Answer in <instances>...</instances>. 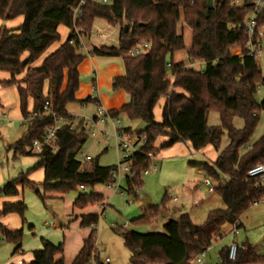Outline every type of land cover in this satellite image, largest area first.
<instances>
[{"label": "trees", "instance_id": "16d2710c", "mask_svg": "<svg viewBox=\"0 0 264 264\" xmlns=\"http://www.w3.org/2000/svg\"><path fill=\"white\" fill-rule=\"evenodd\" d=\"M80 1L0 0L2 20L24 18L16 28L0 27V71L11 76L0 84L17 87L21 115L28 123L25 135L11 147L16 155L38 158L27 171L4 184L0 196L15 197L21 193L19 187L22 190L31 187L44 199L48 193L62 195L81 188L73 202L74 208L106 205L105 196L94 188L113 183L112 173L117 165L104 166L96 159L89 169L82 167L78 155L89 134L82 120L67 110L70 103L78 101L76 92L81 82L78 65L85 57L81 38L91 35L94 21L101 19L120 28L119 44L95 46L91 52L123 59L125 74L114 79L113 89H123L128 95V102L111 113L145 122V127L137 132L148 136L144 149L154 157L160 149L178 142H190L195 151L213 145L219 152L215 162L196 165L215 182V192L225 203L224 208L211 210L200 225L183 212L179 219L167 221L163 232L121 230L125 246L131 251L132 264H187L207 251L215 239L229 234L233 226L243 227V215L264 200V185L248 173L253 166L264 163V135L249 145L264 111V98L261 101L256 98L259 90L264 89V74L247 48L246 20L251 6L236 8L231 0H213L211 7L207 0H110L108 3L86 0L83 13L74 18V9ZM258 21L264 25V7ZM181 22L192 32L188 60L202 62V70L174 60L176 52L186 48ZM61 25L69 28L66 40L39 65H33L61 40L58 30ZM143 42L149 43L148 52L131 56L130 51ZM236 47L242 50L241 55L233 54ZM21 74L23 77L18 79ZM162 98L165 102L161 121H157L155 109ZM92 100L87 98L82 103ZM47 101L51 102L50 107L46 106ZM213 111L219 114L218 125L208 123ZM60 117L66 122L56 132L57 151L45 148L40 154H32L28 147L41 140L47 128ZM235 118L244 121L243 127L235 125ZM125 129L134 132L131 127ZM224 133L229 143L221 149ZM160 137L166 141L156 148ZM153 162L154 158L147 154L134 155L137 174L127 177L129 192L135 193L140 188L141 174ZM40 168L44 169V180L37 183L29 175ZM168 200L165 196L161 206L150 204L133 221L150 222L163 207L167 209ZM26 210L23 199L6 202L0 209V217L16 213L24 219ZM101 213L78 217L80 226L90 228V232L71 264H90L92 260L95 264H108L96 250ZM0 234L14 245L13 254L22 250V229L9 230L0 220ZM63 253V242L54 244L44 240V246L33 251L29 264H64ZM228 254L229 246L222 247L217 264H264V255L258 254L248 242L239 244L234 260Z\"/></svg>", "mask_w": 264, "mask_h": 264}, {"label": "rangeland", "instance_id": "374dc122", "mask_svg": "<svg viewBox=\"0 0 264 264\" xmlns=\"http://www.w3.org/2000/svg\"><path fill=\"white\" fill-rule=\"evenodd\" d=\"M101 24L108 26L103 28L98 24L94 27V36L105 37V41L113 42L111 37L113 26L106 25L103 20ZM181 27H183L181 29ZM180 30L183 31L186 48L178 51L174 55V60L187 58V51L191 44V29L184 23H180ZM92 33V34H93ZM91 34V36H92ZM110 36V38L107 37ZM93 37V36H92ZM91 37V38H92ZM104 39V38H103ZM84 42L89 43L88 38ZM82 51H86L82 47ZM262 73L264 74V51L256 58ZM15 94V93H14ZM10 98V102L16 98ZM258 101L264 98V89H260L256 95ZM71 109L78 108V105L71 104ZM157 118L160 116V102L155 112ZM208 123L210 125L220 124L218 112L213 111L209 115ZM235 124L241 128L244 121L241 118H235ZM133 130L138 131L145 127V122L135 120L131 123ZM108 129H111L110 127ZM27 130V126L19 120L15 110L5 119L0 115V188L14 179L22 171L37 162L35 156L16 155L12 149V144L21 139ZM264 135V111L260 114V122L250 141L251 145ZM100 141L89 136L87 143L78 155L82 162V167L90 168L91 163L98 159L99 163L104 166L119 165L120 154L114 139L107 143L102 137ZM229 143L227 133H224L220 148L223 149ZM215 148V147H214ZM107 149V150H105ZM213 151V150H210ZM209 151V152H210ZM87 155V156H85ZM153 165L149 168V173L142 172V184L139 190L141 195L137 197L128 190V174L123 173L116 185H120L119 191L115 192L107 185H99L94 188L96 192H102L106 195L105 206L107 209L102 212L104 205L90 206L85 210H79L73 207V202L82 189L72 190L69 193L62 194L61 197L56 194L48 193L43 199L37 195L35 189L26 187L22 192V199L27 205L24 219L14 214L12 219L13 225L17 229H22V249L24 250V259L27 260L35 249L44 246V240L54 244L64 243V264H71L78 250L83 244L86 236L89 234L88 228H82L76 216L79 213L98 212L101 213L100 221L97 226L96 250L100 259L108 264H132L131 251L125 246L121 230H134L141 233L163 232L164 224L170 219H179L183 212L190 215L196 225L203 224L211 210L224 208L225 203L221 197L214 192L209 191L206 184V178H209L205 171L199 170L196 163L207 161L208 155H202L195 152L185 156L172 155L170 157H160L155 159ZM40 172L34 174L31 180H36ZM131 177V176H130ZM42 180V179H41ZM212 186L215 182L211 179ZM123 191V194H121ZM3 196V195H2ZM151 199V205L161 206L164 197L169 200L166 203L167 209H161L159 215L150 222H134L147 210L148 206L144 204L145 197ZM176 197L178 200H175ZM133 203H128L129 200ZM243 227L238 229V235H226L224 238H217L206 251L204 261L206 264H217L219 261L218 252L224 246H229L232 241L238 244L250 243L258 254L264 255V200L253 205L242 217ZM1 236V234H0ZM14 245L0 238V264L11 259ZM20 255L17 253L15 256ZM92 264L95 261L92 260Z\"/></svg>", "mask_w": 264, "mask_h": 264}, {"label": "crops", "instance_id": "0c3cea01", "mask_svg": "<svg viewBox=\"0 0 264 264\" xmlns=\"http://www.w3.org/2000/svg\"><path fill=\"white\" fill-rule=\"evenodd\" d=\"M23 20H24L23 16H18L14 19H9V20H2L0 18V27L5 25L8 28H16L23 22ZM100 20L101 19H96L94 21L93 30L97 24L99 26L102 25L101 27H103V28L108 27V26H104L105 24L104 25L101 24V22H99ZM106 25H107V23H106ZM114 29L115 30H112V32H111V37L112 36L114 37L113 42H112V39L110 42L105 41V37H102V36L95 37L94 33L92 34L93 37L91 35H89V36H84L81 38L82 46L85 48L86 51L85 52L82 51V53L85 55V57L83 58V60L78 65V71L81 75V82H80L78 90L76 92V98L78 101L70 103L67 106V110L69 111V113H71L75 118H77V120H82V118L84 116H88V117L93 118L95 116L96 108L98 105H101L102 107H104L108 111L112 112L114 110H118V109L122 108L128 102V95L123 89H113L114 79L116 77H120V76H123L125 74V67H124L123 59L121 57H116V56L94 55L91 52L92 48L95 46L96 47L101 46V45L117 46L119 44L120 28L116 26V27H114ZM58 30H59L60 35H61V40L59 42L53 44L49 48V50L47 51V54H45L41 59H39L33 65H39L46 55H48V54L52 53L53 51H55L56 49H58L60 47V45L66 40L68 33H69V28L61 25V26H59ZM84 38H88L89 43L86 44L84 42ZM108 38H110V36L107 37V40H108ZM232 52H233V54H237V55L242 54V50L238 47L234 48ZM27 56H28V54L26 53L25 57H27ZM175 61L176 62L184 61L187 64V66H194L198 70H202L203 66H204V64L200 61H197L195 63H190L188 60V56H187V58H184V59L181 58L180 60L178 59ZM22 77H23V74L19 75L18 79H20ZM169 77H170V79H173L172 75H169ZM10 78H11V76L8 72L0 71V83L2 81L9 80ZM45 90L47 91V87ZM177 91L183 92L182 90H179V89ZM13 97L16 98V101L14 102V100H12L10 102V98L14 99ZM87 98H92L93 100L91 102L82 103V100L87 99ZM164 102H165V98H162L160 100V116H159V118H157V116L155 114V118L157 121H161L162 106H163ZM32 104H33V101L30 100V108H32ZM71 104L78 105V108L71 109V107H70ZM13 110H15V113L18 114L19 120L23 122V125L25 124L26 126H28L27 121H25L21 115V111H20V107H19V95L17 92V87L15 85L5 87V86L0 84V115L5 116V119H6L8 117V114H11L13 112ZM155 112H156V109H155ZM119 117L121 118L124 127H131L132 128L131 123L135 120H129L125 115H122V114L119 115ZM132 130H133V128H132ZM133 131L136 132L135 130H133ZM164 141H166V138L160 137L157 140L155 147L160 148L161 145L164 143ZM105 150H107V149H105ZM210 150H213V151H210ZM195 152L200 153L202 155L207 154L208 155L207 162H209V163L215 162L217 157H218V154H219V152L216 150V148H214L213 145H208L207 147H205L199 151H195L192 148V145L190 144V142H178L171 147L160 149L157 152L155 159H159L162 156L163 157H165V156L170 157L174 154L179 155V156H185L187 154H192V153L195 154ZM31 156H33V155H31ZM28 157H30V156H28ZM37 160H38V158H37ZM199 168H200L199 170L204 171L201 167H199ZM38 172H40L41 174H40L39 178L37 179L38 180L37 183H41L44 180V169L43 168L37 169L36 171H33L32 173H30L29 178L31 179L32 177H34L33 175L38 173ZM34 181H36V180H34ZM19 188H20L21 193L18 196H15V197L0 196V209H1L2 205L6 202H15V201L22 200L23 190L21 187H19ZM98 193H102V192H98ZM214 193H216V192L214 191ZM102 194L106 198V195L104 193H102ZM56 196L61 197L62 195L56 194ZM176 200H178V199H176ZM93 207H96V205H93ZM87 208H85V209H87ZM85 209H83V210H85ZM92 212H94V211L79 213L76 216V220H78L80 223V219L78 218L80 215L86 214V213H92ZM14 214H16V213L7 214V215H3L0 217L1 222L9 230H18L15 227V225H13V223H12V221H13L12 219L14 218V216H13ZM16 215H18V214H16ZM241 222H242V219H241ZM242 225L244 226L243 222H242ZM88 229L90 232V228H88ZM0 238H1V236H0ZM86 238H87V236L85 237V239ZM83 243H84V241H83ZM82 246H83V244H82ZM82 246L78 250V253L81 250ZM17 253H19L20 255L15 256ZM17 253L13 254V251H12L11 259L4 261L2 264H11V263L29 264L33 259V254H31L30 257L27 260H25L24 259L25 255H24L23 249Z\"/></svg>", "mask_w": 264, "mask_h": 264}, {"label": "built area", "instance_id": "2783aa9c", "mask_svg": "<svg viewBox=\"0 0 264 264\" xmlns=\"http://www.w3.org/2000/svg\"><path fill=\"white\" fill-rule=\"evenodd\" d=\"M97 1L108 3L110 0ZM85 3L86 0H81L78 6L74 9V18H77L83 13V6ZM231 4L236 8H243L248 4L251 6V10L249 11L246 20V30L248 35L247 48L248 54L257 58L264 51V25L260 24L258 21V15L264 7V0H231ZM78 30L80 29H77V32ZM70 43H72V41H70ZM149 46L150 45L147 42L140 43L130 51V55L137 56L146 53L149 50ZM46 106L50 107L51 102L47 101ZM64 122L66 121L63 118H57L55 124L47 128L42 139L34 141L28 147L29 151L32 154H40L45 148H49L52 152L57 151L58 146L56 144V132L59 125ZM82 124L89 136H92V138L98 140V142L101 139L100 137H102L107 143L110 142V139H114L116 142V146L120 154V162L119 165H117L116 170L112 173L114 182L107 185L115 192L119 191L120 185H116V183L122 177L123 173H126L131 177L137 174L133 164L135 154H147L150 158H154L152 152H146L144 149V146L149 140L148 136L146 134H140L137 131L132 133L127 132L123 126L121 118L119 116H114L110 111L101 105L97 106L96 113L93 118L84 116L82 118ZM70 125L71 128L74 127V124ZM109 127L111 129H108ZM143 173L148 174L149 168L145 169ZM248 173L251 177H258L259 183L264 185V163H259L253 166ZM205 182L209 186V191L214 192L215 186H212L211 178H206ZM121 194H123V191H121ZM138 194L141 195L139 190L133 193L135 197H137ZM174 199L176 200L177 198L174 197ZM133 202L134 200L130 199L128 203L131 204ZM104 208L106 210L107 206L103 207V209ZM238 229L239 228H237V226H233L229 234L232 236L238 235ZM238 249L239 244L236 241H232L229 244V259L234 260L236 258ZM205 253L206 251L187 264H206L204 261ZM109 260L110 259L107 258L106 262H109Z\"/></svg>", "mask_w": 264, "mask_h": 264}, {"label": "water", "instance_id": "95a60500", "mask_svg": "<svg viewBox=\"0 0 264 264\" xmlns=\"http://www.w3.org/2000/svg\"><path fill=\"white\" fill-rule=\"evenodd\" d=\"M207 5L209 7L213 6V0H207ZM127 30H128V27H126V31ZM144 204L147 206H149L151 204V199L148 196L145 197Z\"/></svg>", "mask_w": 264, "mask_h": 264}]
</instances>
